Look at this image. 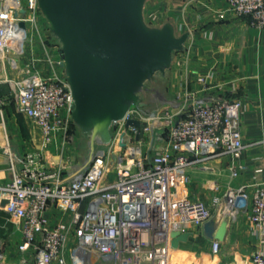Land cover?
<instances>
[{
    "label": "built area",
    "instance_id": "1",
    "mask_svg": "<svg viewBox=\"0 0 264 264\" xmlns=\"http://www.w3.org/2000/svg\"><path fill=\"white\" fill-rule=\"evenodd\" d=\"M224 2V10L264 29V0ZM224 10L218 9L217 16ZM51 38L37 0H0V53L17 71L7 80L9 95L42 137L39 150L16 154L8 146L11 178L0 183V208L22 234L18 249L23 260L30 256L34 264H173V252L187 250L181 249L183 243L172 247L170 232L195 227L208 239L214 264H223L222 243L208 238L204 225L214 221L215 232L221 221L229 227L245 214L258 239L248 264H264V177L256 174L244 183H231L247 170L244 150L264 147V136L243 141L242 99H185L164 116L163 144L153 154H143L141 143L148 119L160 118L157 109L146 114L132 105L123 120L113 124L110 144L99 146L90 161L74 169L62 159L71 141L73 99L62 59L53 57ZM182 62V57L176 60ZM205 79L197 78L201 83ZM131 118L145 124L141 140L135 139L136 127L125 128ZM46 151L55 153L56 160H49ZM221 157L229 158L225 169L230 181L220 192V185L212 187L217 192L209 203L190 197L189 169H212L207 163Z\"/></svg>",
    "mask_w": 264,
    "mask_h": 264
},
{
    "label": "crops",
    "instance_id": "2",
    "mask_svg": "<svg viewBox=\"0 0 264 264\" xmlns=\"http://www.w3.org/2000/svg\"><path fill=\"white\" fill-rule=\"evenodd\" d=\"M157 1L159 0H153L150 4L153 17L156 15L154 9L159 6ZM145 6L146 3L144 9ZM163 7L166 17L162 23L170 20L178 33L189 32L184 50L173 54L171 67L163 75L166 91L172 97L170 99L173 100L176 95H180L184 100H190L192 97L204 100L221 96L239 97L242 99L244 110L241 121L243 141L249 143L262 138L264 136V29L258 30L251 26L246 18L224 10V0H165ZM220 8L225 13L218 17L217 10ZM51 42L53 57L61 60L58 41L51 38ZM187 50L189 56L185 58ZM181 57L182 64L176 63V60ZM202 75H206L205 83L197 80ZM0 89L2 92L1 85ZM5 90L9 91V85ZM167 99L169 98L165 96L159 103L166 104ZM176 110V108L173 109V111ZM29 132L31 133L28 127L23 129L14 127L8 132L3 128L0 129V147L7 144L18 154L36 150L37 143L34 137H29ZM228 159V157H221L209 161L207 165L212 169L191 167L188 171L191 179L186 186L187 194L190 197H196L190 191L191 186L196 184L205 191V197L201 199L209 203L211 196L217 192L212 187L216 184L220 185L218 191L220 192L224 184L230 181L225 169ZM242 160L247 165V170L231 180L232 184L252 180L256 174L264 177V147L261 145L247 147L242 154ZM10 178L11 170L8 160L6 155L0 152V183H5ZM240 218L244 220L246 232L255 250L258 239L250 231L247 216L240 214L235 221L237 224ZM235 222L228 227L227 237L232 232ZM191 233L189 241L183 243L188 248L197 242L195 239L197 235L199 236L198 228H191ZM21 241V232L8 219V214L0 208V264H34L33 257L29 256L23 260L18 249ZM224 244L225 242L222 243V247ZM177 252L180 251L175 250L172 254L173 262L184 264L186 261L180 260ZM238 256L243 254H237L236 260ZM224 257L222 256L223 259ZM235 259L228 262L233 264L249 262V258L237 261Z\"/></svg>",
    "mask_w": 264,
    "mask_h": 264
},
{
    "label": "water",
    "instance_id": "3",
    "mask_svg": "<svg viewBox=\"0 0 264 264\" xmlns=\"http://www.w3.org/2000/svg\"><path fill=\"white\" fill-rule=\"evenodd\" d=\"M147 0H37L51 33L60 44L64 74L71 91L72 122L88 138L89 157L96 146H107L112 127L123 120L132 105L143 110L140 98L147 81L171 67L173 54L182 51L189 32L178 33L170 20L161 25L144 18ZM136 127V140L145 124L127 119L125 128ZM214 221L204 225L210 239L224 243L227 221L214 232ZM214 232V233H213ZM171 245L178 249L191 232L172 231Z\"/></svg>",
    "mask_w": 264,
    "mask_h": 264
},
{
    "label": "rangeland",
    "instance_id": "4",
    "mask_svg": "<svg viewBox=\"0 0 264 264\" xmlns=\"http://www.w3.org/2000/svg\"><path fill=\"white\" fill-rule=\"evenodd\" d=\"M211 1V0H210ZM153 3V0H147L146 6L144 9V18L145 20L152 25H161L162 20L166 17V12L164 9L165 0H159L157 1L158 7L155 8L156 15L153 17V13L150 7V4ZM52 39L55 41H58L57 38L53 35ZM53 41V40H52ZM59 43V42H58ZM29 45V42H27V46ZM60 46V44H59ZM175 54V53H174ZM177 55V54H176ZM17 71L15 69H10L8 64L6 63V60L4 59L3 54L0 53V85L4 91L1 92L0 89V129L9 131L10 128L19 127L21 129L28 127L29 131V137H34L36 143H37V149H40L42 138L39 133V129L37 125L27 116L23 115L22 113H19L15 105L9 95V91L7 92L5 89L8 85L7 80L10 77L16 76ZM140 98L147 102V105L143 108V111L147 114L152 112L153 110L157 109L156 116L160 117L158 119V122L152 126L151 122H155L156 120L148 119V129L145 134V139L141 143L142 145V152L147 154H153L155 153L163 144V136H164V130H165V122L166 119L164 118L165 115H167L170 112H173V109H179L181 105L184 103V99L180 95H176L175 97L169 96V94L166 91L165 87V76H163L161 73H156L153 80L147 81L145 84V89L140 93ZM167 96L169 99H167L166 104L159 103L160 99ZM171 98V99H170ZM157 119V118H156ZM70 135H71V141L68 144V147L64 151L63 156V162H66L69 165H72L74 169H79L81 166L85 165L87 163L88 157H89V144H88V138L81 132V130L77 127L71 124L70 126ZM112 130H115V126L112 127ZM9 136V135H8ZM24 137V136H23ZM99 146H96L95 149H97ZM106 147V146H102ZM94 149V151H95ZM10 150L13 153L18 154L17 152L13 151L11 148ZM8 151V145L4 144L0 147V152L3 154H7ZM32 151V150H31ZM35 151V150H33ZM46 157L49 158V160L52 158V160H56L57 155L55 153L45 152ZM44 154V155H45ZM122 154V153H121ZM116 157H114L112 162V167L114 166L116 162ZM204 190V189H203ZM200 186L198 185H192L190 188V191L193 195H196L198 198L205 197L204 192ZM236 223V222H235ZM199 236H196V239H198ZM224 246L222 247V256H225L223 259V264L228 262L229 260L234 261L237 254H243V256H238L237 260H245L246 258L250 257V254L253 252V245L251 242L250 237L248 236L245 224L243 218H240L238 220V224L236 223L232 229V232L230 235L226 238ZM204 241V242H202ZM202 241L194 242L192 246H190V249H187L188 247L183 246L181 244V249H186L189 251L188 253L183 252H177V257L182 259L183 261H186L184 264H214V258L211 255L209 251V241L208 239H202ZM202 249V250H201ZM245 255V256H244ZM228 259V260H227ZM235 259V261H237ZM181 261V263H183ZM239 264V262H237ZM175 264H180L179 262H176Z\"/></svg>",
    "mask_w": 264,
    "mask_h": 264
},
{
    "label": "trees",
    "instance_id": "5",
    "mask_svg": "<svg viewBox=\"0 0 264 264\" xmlns=\"http://www.w3.org/2000/svg\"><path fill=\"white\" fill-rule=\"evenodd\" d=\"M52 36H53V34H52ZM72 123V125H74V126H76L73 122H71ZM202 239H204L203 237H201V236H199V238L198 239H195L197 242H201L202 241ZM202 242H204V241H202ZM183 246H186L187 247V245L185 244V245H183Z\"/></svg>",
    "mask_w": 264,
    "mask_h": 264
},
{
    "label": "bare ground",
    "instance_id": "6",
    "mask_svg": "<svg viewBox=\"0 0 264 264\" xmlns=\"http://www.w3.org/2000/svg\"><path fill=\"white\" fill-rule=\"evenodd\" d=\"M154 120H156L155 122L152 123V125H155L157 123V119L155 118ZM183 252V251H182ZM184 253V252H183ZM172 260V259H171ZM172 263L174 264L173 260H172Z\"/></svg>",
    "mask_w": 264,
    "mask_h": 264
}]
</instances>
